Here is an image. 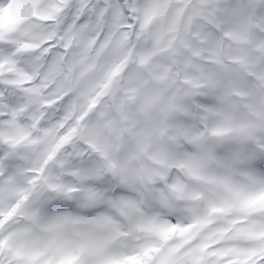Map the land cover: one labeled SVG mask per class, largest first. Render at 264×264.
Instances as JSON below:
<instances>
[{"label": "snow or ice", "instance_id": "snow-or-ice-1", "mask_svg": "<svg viewBox=\"0 0 264 264\" xmlns=\"http://www.w3.org/2000/svg\"><path fill=\"white\" fill-rule=\"evenodd\" d=\"M0 264H264V0H0Z\"/></svg>", "mask_w": 264, "mask_h": 264}]
</instances>
